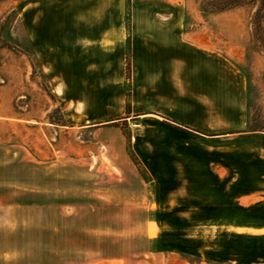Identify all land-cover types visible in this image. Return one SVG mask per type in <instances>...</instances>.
<instances>
[{
  "label": "rangeland",
  "instance_id": "374dc122",
  "mask_svg": "<svg viewBox=\"0 0 264 264\" xmlns=\"http://www.w3.org/2000/svg\"><path fill=\"white\" fill-rule=\"evenodd\" d=\"M132 1L170 16L166 23L197 34L242 72L248 129L264 135V45L253 34L255 9L214 11L212 0H103L102 8L119 9L127 24ZM64 5L55 0L53 9ZM19 12L12 0H0V264H264V164L248 156L241 173L238 152L226 148L225 187L212 178L198 191L191 178L183 194L151 201L145 184L152 179L141 164L122 177L109 161L120 144L115 128H81L117 116L123 80L113 83L105 106H95L91 93L79 97L61 60L39 63ZM124 138L132 160L133 140ZM221 161L207 157L210 168Z\"/></svg>",
  "mask_w": 264,
  "mask_h": 264
},
{
  "label": "crops",
  "instance_id": "0c3cea01",
  "mask_svg": "<svg viewBox=\"0 0 264 264\" xmlns=\"http://www.w3.org/2000/svg\"><path fill=\"white\" fill-rule=\"evenodd\" d=\"M12 1L20 6L18 17L32 53L42 65L61 60L63 78L77 83L79 97L91 93L95 106H105L113 83L123 80L117 116L95 125L86 121L81 128H115L120 144L109 161L122 177L136 170L126 153L124 133L133 140L131 155L152 179L145 184L151 201L159 197L167 202L183 194L191 178L198 182V191L208 190L212 178L225 187L231 177L226 148L235 147L241 173L248 171V156L264 164V135L248 129L244 75L197 34L184 33L177 22L166 23L170 16L132 1L126 24L119 9L103 10V0H68L70 5L66 0L60 13L53 9L55 0ZM138 127L141 136L133 129ZM211 148H223V153ZM210 155L222 161L210 168Z\"/></svg>",
  "mask_w": 264,
  "mask_h": 264
},
{
  "label": "trees",
  "instance_id": "16d2710c",
  "mask_svg": "<svg viewBox=\"0 0 264 264\" xmlns=\"http://www.w3.org/2000/svg\"><path fill=\"white\" fill-rule=\"evenodd\" d=\"M211 7L214 11H226L239 7L255 9L251 18L253 34L256 35L258 43L264 45V0H212ZM129 69V63L127 61V78L129 76ZM131 156L134 164H139L133 155Z\"/></svg>",
  "mask_w": 264,
  "mask_h": 264
}]
</instances>
